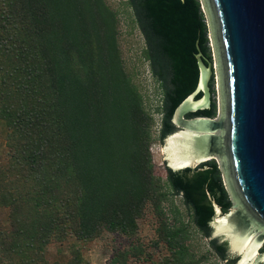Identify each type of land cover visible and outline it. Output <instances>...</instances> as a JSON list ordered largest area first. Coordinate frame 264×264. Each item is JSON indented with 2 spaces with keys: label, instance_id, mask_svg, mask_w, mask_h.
Instances as JSON below:
<instances>
[{
  "label": "trees",
  "instance_id": "obj_1",
  "mask_svg": "<svg viewBox=\"0 0 264 264\" xmlns=\"http://www.w3.org/2000/svg\"><path fill=\"white\" fill-rule=\"evenodd\" d=\"M123 4L139 30L130 1ZM184 4L197 25L196 46L210 60L199 0ZM118 33L106 0H0V209L7 210L0 264H45L47 245L69 237L131 236L146 211L158 220L154 245L162 242L166 253L145 264H200L183 223L167 222L162 203L177 193L166 170L165 182L154 177L153 118L124 67ZM141 54L155 77L145 45ZM208 86V108L186 118L214 116L212 78ZM156 111L160 142V103ZM204 165L205 193L225 213L231 202L213 159L191 169ZM78 252L72 245L69 259L50 264H80ZM140 252L116 250L109 263Z\"/></svg>",
  "mask_w": 264,
  "mask_h": 264
},
{
  "label": "water",
  "instance_id": "obj_2",
  "mask_svg": "<svg viewBox=\"0 0 264 264\" xmlns=\"http://www.w3.org/2000/svg\"><path fill=\"white\" fill-rule=\"evenodd\" d=\"M152 65L168 179L189 217L228 264H264V0H200L213 51L216 118L206 109L211 60L196 46L184 0H129ZM215 157L231 207L204 190Z\"/></svg>",
  "mask_w": 264,
  "mask_h": 264
},
{
  "label": "rangeland",
  "instance_id": "obj_3",
  "mask_svg": "<svg viewBox=\"0 0 264 264\" xmlns=\"http://www.w3.org/2000/svg\"><path fill=\"white\" fill-rule=\"evenodd\" d=\"M123 1L124 0H106L107 4L112 9L117 11L119 31L118 42L124 67L132 75L133 82L137 85L142 94L145 107L153 118L151 127L152 141L149 145L153 174L160 182H165V167L162 160L160 142L157 138L160 113L156 111V107L159 104L156 80L149 70L148 63L142 58L141 52L144 47L143 39L136 26L130 23V10L123 4ZM199 3L206 25L207 45L212 63V75L210 78H212V97L215 107L213 117L216 118L218 99L213 51L206 18L200 0ZM5 149L3 132L0 130V161L3 160ZM212 158L218 167L216 158L213 156ZM220 176L222 184L224 185L221 172ZM162 206L169 224L177 223L178 221L183 223L189 234V239L187 241L188 249L193 253L195 258L201 260L200 264H227L208 246V242L192 222L177 194H170L169 201L163 202ZM6 211V209H0V227L7 224ZM157 226V218L153 217L149 211H146L142 217H139L137 220L136 231L131 236H126L118 232L103 231L98 237L85 242H75L72 237L62 242L52 241L47 245L44 253V258L46 260L45 264H50L54 261L65 262L71 256L70 248L72 245L78 247L80 264H116L115 262L109 263L114 251L129 250L132 246H139L141 252L137 257L129 254L126 264H145L150 261H156L166 253L162 242L158 241L157 245H154Z\"/></svg>",
  "mask_w": 264,
  "mask_h": 264
}]
</instances>
